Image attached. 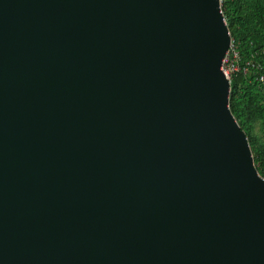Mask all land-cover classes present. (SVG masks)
<instances>
[{
	"label": "water",
	"instance_id": "95a60500",
	"mask_svg": "<svg viewBox=\"0 0 264 264\" xmlns=\"http://www.w3.org/2000/svg\"><path fill=\"white\" fill-rule=\"evenodd\" d=\"M231 41L221 0H0V264H264Z\"/></svg>",
	"mask_w": 264,
	"mask_h": 264
},
{
	"label": "trees",
	"instance_id": "16d2710c",
	"mask_svg": "<svg viewBox=\"0 0 264 264\" xmlns=\"http://www.w3.org/2000/svg\"><path fill=\"white\" fill-rule=\"evenodd\" d=\"M222 11L241 67L231 77L230 108L264 178V0H222ZM248 61L255 67L245 74L242 68Z\"/></svg>",
	"mask_w": 264,
	"mask_h": 264
},
{
	"label": "built area",
	"instance_id": "2783aa9c",
	"mask_svg": "<svg viewBox=\"0 0 264 264\" xmlns=\"http://www.w3.org/2000/svg\"><path fill=\"white\" fill-rule=\"evenodd\" d=\"M239 60H240L239 52L236 50L234 41L232 40L230 43L229 50L226 54V57L224 58L223 68H222L227 78L230 80V82L232 75L240 72L241 70V67L239 65ZM252 67H255V65L252 62L248 61L245 63L242 70L245 74H249ZM263 79H264L263 76H261L260 80L263 81Z\"/></svg>",
	"mask_w": 264,
	"mask_h": 264
}]
</instances>
